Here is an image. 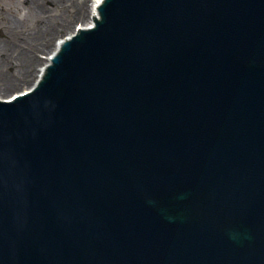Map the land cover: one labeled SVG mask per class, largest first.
<instances>
[{
	"label": "water",
	"instance_id": "water-1",
	"mask_svg": "<svg viewBox=\"0 0 264 264\" xmlns=\"http://www.w3.org/2000/svg\"><path fill=\"white\" fill-rule=\"evenodd\" d=\"M0 101V264H264V0H105Z\"/></svg>",
	"mask_w": 264,
	"mask_h": 264
},
{
	"label": "rangeland",
	"instance_id": "rangeland-1",
	"mask_svg": "<svg viewBox=\"0 0 264 264\" xmlns=\"http://www.w3.org/2000/svg\"><path fill=\"white\" fill-rule=\"evenodd\" d=\"M85 1V0H80ZM26 2L24 4L23 0H0V29L3 30L4 34H0V98L5 96H11L18 94V92L27 91V88L31 89L33 88L34 84L37 81L38 78V71L37 69L41 68L42 66L46 65L47 60V54H49V51L53 49L52 46L49 48H37L34 50H30L28 46L30 47V44L28 42H22L24 35L36 31V25L40 22L36 18L37 14H41L42 10H39V12H29L25 9ZM47 7H52L51 5H46ZM48 7V8H49ZM60 11H54L49 12L45 15V18H50L53 16V18L57 19L55 22L63 23L64 20H67V24L65 23L64 29L60 32L59 35H51V38L57 37L56 40L61 39L62 37H65L69 34H72L75 29V25L78 23L80 24L83 21H85V16L82 18H78L77 15H74V13L77 12V6L76 3H68L64 7L60 8ZM42 15V16H43ZM60 16H63L62 19H60ZM87 18V16H86ZM55 19V20H56ZM63 20V21H62ZM9 25H12L9 27ZM9 28H11L16 35H19V37L15 38L14 40V32H9ZM9 34H12L13 38L11 40V46H14V44H22L24 49L27 51H30L32 54L34 51L36 53V57L38 61L31 64V68L29 69V73L25 72V68L23 69V72L19 71L20 65L19 62H15V60L12 58H7L5 55L8 54L9 51L4 50L5 47V39H8ZM40 37H43L42 30L40 32ZM39 37V38H40ZM10 46V47H11ZM16 47V45H15ZM22 50V48H18L15 55L19 53ZM34 55V54H33ZM6 57V58H5ZM31 61L28 63L27 67H29ZM28 70V68H27ZM31 72V73H30ZM34 72V74H32ZM7 86V87H5ZM5 87L6 90H4ZM28 89V90H29ZM8 97V98H9ZM6 99V98H2Z\"/></svg>",
	"mask_w": 264,
	"mask_h": 264
},
{
	"label": "bare ground",
	"instance_id": "bare-ground-1",
	"mask_svg": "<svg viewBox=\"0 0 264 264\" xmlns=\"http://www.w3.org/2000/svg\"><path fill=\"white\" fill-rule=\"evenodd\" d=\"M24 4L26 2V6L25 9L29 12H39V10H42L41 14H37L36 18L38 19V21H40L36 26V31L30 32L26 35H24L22 42H28V44H30V47L28 46V48H30V50H34L37 48H49L50 46L53 47V49L51 51H49V54H47V60H46V65L48 64H52L53 62V58L55 55L60 54L59 51L61 50V48L63 47V45L65 43L68 42V40L70 38H76L78 37L82 32L87 31V30H91L93 29L98 20L100 19L101 13H100V7H101V3H104L105 0H85V1H80V0H23ZM76 3L77 6V12L74 13V15H77V17L80 19L82 17L85 16V21L82 20V22L80 24H76L74 27V32L72 34H69L65 37H62L59 40H56L57 37H54L53 39L51 38V35H59L60 32L64 29V25L65 23L67 24V20H62L63 23H59V22H55L57 21V19L55 20L53 18V16H51L50 18H45V15L49 12H54V11H60L61 7H64L65 5H67L68 3ZM51 5L52 7H47L46 5ZM45 14V15H43ZM43 15V16H42ZM87 16V18H86ZM63 16H60V19H62ZM83 19V18H82ZM12 25H9V27H11ZM9 32H14L11 28L8 29ZM42 30V35L43 37H40V32ZM15 33V32H14ZM0 34H4L3 30L0 29ZM19 37V35H14V40L15 38ZM40 37V38H39ZM13 36L12 34H9L8 39H5V47L3 48L4 50L9 51L7 55H5L7 58H13L15 60V62H19L20 65V69H18L19 71L23 72V69L25 68V72L29 73V69L32 67L31 64L35 63L36 61H38L37 57H36V53L34 51L33 54L30 51H27L26 49H24L25 47L22 46V44L18 43V44H14V46H11V40H12ZM72 38V39H73ZM70 41V40H69ZM16 45V47H15ZM11 46V47H10ZM22 48V50L17 53V49L18 48ZM5 57V58H6ZM31 61L29 67H27L28 63ZM28 68V70H27ZM49 70V65L48 66H42L41 68L37 69L38 71V78L37 81L35 83L34 86H36V84L38 83V81L40 79H42L44 77L45 74H47ZM31 73V72H30ZM34 74V72L32 73ZM7 87V86H5ZM5 87L4 90H6ZM29 88H27L28 91ZM30 90V89H29ZM24 92V91H22ZM21 93V92H18ZM13 95L9 96H5L2 98H6L9 99L11 98ZM9 97V98H8ZM0 98V99H2Z\"/></svg>",
	"mask_w": 264,
	"mask_h": 264
}]
</instances>
